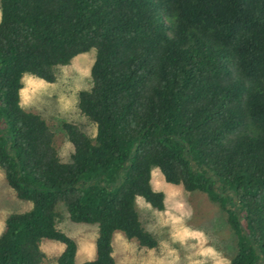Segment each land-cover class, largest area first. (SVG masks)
Here are the masks:
<instances>
[{
    "label": "trees",
    "instance_id": "obj_1",
    "mask_svg": "<svg viewBox=\"0 0 264 264\" xmlns=\"http://www.w3.org/2000/svg\"><path fill=\"white\" fill-rule=\"evenodd\" d=\"M91 49L77 107L96 133L63 123L64 163L52 130L20 104L22 77L54 83L55 67ZM154 168L223 213L228 264H264V0H0V169L32 205L6 218L0 264H48L42 240L62 244L56 264H74L60 205L98 229L82 264H115V232L154 249L135 208L142 197L164 209Z\"/></svg>",
    "mask_w": 264,
    "mask_h": 264
},
{
    "label": "rangeland",
    "instance_id": "obj_2",
    "mask_svg": "<svg viewBox=\"0 0 264 264\" xmlns=\"http://www.w3.org/2000/svg\"><path fill=\"white\" fill-rule=\"evenodd\" d=\"M95 50L73 58L66 66L55 67L56 80L46 83L30 74L22 77L21 106L42 117L54 133L55 147L61 162L70 161L72 147L62 128L63 123L78 125L88 136L94 137L96 128L80 114L78 93L91 86L90 70ZM151 187L164 195V209H153L142 197L135 200V208L142 226L157 240L154 249L138 246L123 233L113 234L115 264H228L235 254L233 234L223 213L201 192H187L181 186L167 184L160 171H151ZM30 202L19 200L7 186L0 169V234L6 218L13 213L29 211ZM57 227L77 243L74 264L93 260L98 229L95 225L74 224L62 205L57 209ZM41 249L48 264L62 252L58 242L42 240Z\"/></svg>",
    "mask_w": 264,
    "mask_h": 264
}]
</instances>
